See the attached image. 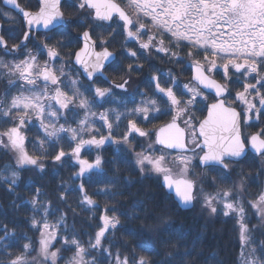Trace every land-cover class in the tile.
<instances>
[{
  "label": "snow or ice",
  "instance_id": "obj_1",
  "mask_svg": "<svg viewBox=\"0 0 264 264\" xmlns=\"http://www.w3.org/2000/svg\"><path fill=\"white\" fill-rule=\"evenodd\" d=\"M3 3L10 6V11L0 9V15L14 20L11 13L15 12L28 26L21 43L11 49L5 36L0 35V49L5 55L17 53L33 26L59 39L49 43L52 36L46 35L40 50H29L20 60L0 58V82L6 81L0 92V124H7L0 127V148L11 153V162L0 167V183L13 192L22 170L31 166L44 172L47 159L62 165L65 158H71L78 169L70 179L81 182L77 189H70L62 181L65 192L59 199L64 201L68 190H77L79 206L91 211L98 205L88 193L84 178L103 174L106 161L99 152L93 160L85 158L84 152L111 143L117 146L112 160L107 161L113 165V176L102 181L105 186L93 195L123 196L122 191H114L119 166L131 164L140 179L154 177L179 207L189 209L200 203L201 211L209 215L222 212L224 217H234L241 249L239 264H264V239L257 243L256 226L250 228L248 223L251 209L264 225V186L254 194L248 193L246 182L255 183V178L242 169L237 173L239 179L229 182L235 165L249 153L264 163V0H69V6L85 15L89 24L76 37L82 46L75 51L74 61L64 60L61 49L67 46L65 38L71 37L69 29L73 25L82 27L83 21L65 17L62 0H39L35 11L28 10L27 5L22 7L18 0ZM97 27L111 32L107 38L94 39ZM118 35L127 57L138 58V51L127 47L134 42L149 55L163 53L169 62L184 65L182 72L190 68L191 78L181 84L171 70L157 71L150 78V94L138 91L139 100L135 95L128 100L118 98L114 89L127 94L130 80L122 78V83L109 84L104 75L115 58L108 46ZM185 48L188 51L181 56ZM45 52L48 58L41 62L39 57ZM67 56L71 58L73 53L69 51ZM70 64L79 66L75 73ZM142 67L129 64L126 74ZM220 72L222 82L216 79ZM82 76L87 86L81 83ZM232 85L237 86L234 96ZM106 103L116 107L94 110ZM161 116L169 119L152 128L144 126ZM125 120L124 131L117 136L115 129ZM36 122L39 127L37 137L30 141V153L25 133ZM249 127L256 130L245 134L243 129ZM137 138L145 142L139 151ZM62 141L70 151H65ZM50 149H55L54 155H50ZM126 153L132 154L131 161ZM196 167L202 169L199 179L192 178ZM262 174L264 167L256 176ZM205 184L213 190L205 191ZM245 194L250 197L247 201ZM41 196L37 187L30 200L13 202L16 209L30 205L28 222L38 232L35 239L18 235L14 228L0 222V264H103L105 260L107 264H155L150 258L154 251L151 247L140 245L147 255H138L135 248L121 254L119 249L113 253L111 242L104 245L108 233L121 224L116 205H105L94 236L85 233L88 239L82 241L69 229L65 213L54 223L49 221L54 215L51 202L42 201ZM141 204L137 202V206ZM161 243L170 249L161 264H176L177 256L178 264H195L194 259H186L192 256V249L179 253L178 242ZM64 252L71 255L65 258Z\"/></svg>",
  "mask_w": 264,
  "mask_h": 264
},
{
  "label": "trees",
  "instance_id": "obj_2",
  "mask_svg": "<svg viewBox=\"0 0 264 264\" xmlns=\"http://www.w3.org/2000/svg\"><path fill=\"white\" fill-rule=\"evenodd\" d=\"M23 6L27 5L30 8H36L38 6L37 0H18ZM62 11L65 17L72 18L73 20L83 21L82 27H77L73 25L69 31L71 32V37H66V47L61 49V55L64 60L72 61V57L69 58L67 53L71 51L74 53L75 49L80 46V41L76 39L80 32L89 27L87 17L85 15H80L78 11L69 6V0H63L61 4ZM0 9L9 12L10 8L3 5L0 0ZM15 17L14 20H10L7 17L0 15V20L3 22L2 33L8 41V46L17 43L24 32V24L19 15L15 12L11 13ZM115 27V25H113ZM111 29L104 31L102 28L97 27L93 30V38L98 39L99 37H108V33ZM52 36V40L49 43H55L59 36L53 35L51 32L45 33L36 32L34 33L29 43L23 47L15 55H5V53L0 50V58L5 60H18L24 55L25 49L30 47L37 52L41 49L44 42L45 36ZM14 37L9 39V37ZM70 41V42H69ZM122 37L116 36L112 40L111 44L108 46L116 52V57L114 61L105 70L108 77L115 82L123 81L122 78H127L130 80L128 84L127 94H123L120 89L115 88L114 93L118 95V98L123 100L131 99L135 95V98L139 100V95H136L138 91H146L151 93V88L149 87L150 78L154 72L166 73L171 70L175 75L179 77L180 81L189 80L191 69L188 68L185 71H181L184 67L182 64L169 62L168 56L163 53L156 54L153 52L149 55L144 50L139 49V45L130 43L127 47L138 51V58H130L126 55V49L122 50ZM122 51L124 54H122ZM188 51L187 48L181 52V56ZM42 60L47 59L46 52L39 57ZM129 64H140L143 65L142 69L132 71L130 74H126V69ZM70 67L72 65L70 64ZM77 66L72 67L73 73L76 72ZM115 69V71L113 70ZM221 74V72L219 73ZM217 74L216 78L222 79V75ZM81 83L87 86L88 81L83 76L80 78ZM6 84L5 82H0V92ZM109 84H112L109 82ZM109 84L103 86L107 87ZM232 90L237 89L236 85L231 86ZM214 95L211 94L209 101L213 100ZM129 104L128 107H132ZM116 107L114 104H104L102 108L94 109L95 111H103L104 108ZM121 108L120 110H122ZM169 117L161 116L159 120L153 121V125H144L147 128H152L154 125H160L168 120ZM127 121H123L120 125V130L115 129V133L119 136L126 126ZM7 124H0V127H6ZM150 126V127H149ZM257 125L256 127H260ZM39 124L35 123V126H29L26 130V136L28 141H26L27 149L30 153L33 152V144L30 142L37 137V130ZM256 127H249L243 129L245 134L256 130ZM106 133V130L104 132ZM139 140V138H137ZM154 139V137H153ZM61 143L64 144L65 151H70L68 144L65 141ZM143 143L142 140L136 144V151L140 149V144ZM116 145L108 143L103 146L102 149L96 150L93 148L90 151H85L84 156L93 160L98 154L102 155L106 163L103 165L104 173L98 174L93 173L90 177L86 175L84 178L85 187L92 198L97 202L98 207L93 210H88L87 208H81L79 206L80 193L77 190H68L66 192V200L61 201L59 196L62 192H65V187L61 186V182L68 186L70 189H77L80 184L79 179H70L74 171H77L78 165H75L71 158H65L64 163L53 164L52 160L49 158L45 161L46 167L44 172L39 170L29 168L21 171V179L18 182V186L13 192L7 190L8 185L0 183V222L7 223L10 229L14 228L18 235H27L29 238L35 239L38 236V232H35L30 228L28 218L32 215L30 210V205H25L16 209L13 206V202L20 204L23 200H30L35 189L39 187L42 191V196L40 199L42 201H50L54 212V215L49 217L50 222H55L56 218L61 214H66V223L72 231H75L82 241H87L88 235L85 233L93 235L97 230L96 225L99 223V216L103 212L105 205H116L117 214L120 216L121 224L111 231L107 235V239L103 241L105 246H108L111 242L113 253L117 249L123 254L125 251H131L135 248L138 255H147L141 252L140 245L145 247H151L154 251L150 258L155 261V264H161V261L166 259V252L170 249L165 248L162 241L178 242L180 247L178 249L179 253H182L185 248L192 249V256L188 257L189 261L195 260V264H239V254H240V240L238 235V228L236 226V220L234 217H224L222 212L215 216L209 215L207 212L201 211V206L196 203L194 207L189 209L180 208L170 197H168L165 191L159 186L158 181L152 178L140 179L138 173H136L131 164H120V172L118 174V184L115 190L122 191L123 196L120 195H105V194H95L98 188L104 187L102 181H106L108 178L113 176V165L107 163L111 161L115 152ZM159 148L160 146H156ZM50 155L55 154V149H50ZM125 153L122 150V155ZM127 159L131 161L132 154L126 153ZM248 157V156H247ZM241 162V166L248 172L246 175L250 174L255 177V173L260 169L262 164H257L251 160V157L245 158ZM11 162V153L6 149L0 148V167L6 163ZM196 175L193 176L194 179L200 178V173L202 169L199 167L195 168ZM255 172V173H253ZM131 180L132 183H126V181ZM230 180L229 182H232ZM257 184L247 182L248 186H254ZM258 187H247V192L254 194ZM206 191H212L211 187L205 184ZM19 197V199H17ZM250 197L245 194V201ZM140 201L142 204L137 206V202ZM59 209V211H56ZM95 215V219H90L92 215ZM111 215V213H109ZM139 216V219L135 217ZM160 217L161 219H157ZM166 222H161V221ZM258 219L252 214L251 209L248 212V223L249 227L256 226V231L254 236L257 243L264 239L261 233H264V227L259 224ZM157 231H151V229L157 228ZM21 240L19 243H23ZM193 245L195 247L193 248ZM57 248L60 247L59 244L56 245ZM197 253L199 255L197 256ZM62 255L67 258L71 255L70 252H64ZM180 257H176V264H178ZM63 264V261L60 262ZM103 264H107V261H103Z\"/></svg>",
  "mask_w": 264,
  "mask_h": 264
},
{
  "label": "water",
  "instance_id": "obj_3",
  "mask_svg": "<svg viewBox=\"0 0 264 264\" xmlns=\"http://www.w3.org/2000/svg\"><path fill=\"white\" fill-rule=\"evenodd\" d=\"M2 1V3H3V0H1ZM63 1V0H62ZM19 2V1H18ZM37 2H38V7H39V0H37ZM3 5H5L4 3H3ZM21 5V4H20ZM6 7H8V8H10V6H7V5H5ZM22 6V5H21ZM23 7V6H22ZM37 7V8H38ZM36 8V9H37ZM36 9H30V8H28V10H32V11H35ZM21 18H22V21H23V23H24V26H25V29H24V32L25 31H27L28 30V26L25 24V22H24V20H23V17H22V15H19ZM2 27H3V24H2V22L0 21V35H2ZM87 28H85V29H83L80 33H82L84 30H86ZM37 31H43L42 29L41 30H37L36 29V27L35 26H33V28H32V31H31V34H32V32H37ZM24 32H23V34H22V36H21V38L19 39V41L17 42V43H15V44H20L21 43V40L23 39V35H24ZM30 37H31V35H30ZM30 37H29V39H30ZM29 39L27 40V41H25L24 42V44L20 47V48H22V47H24L27 43H28V41H29ZM82 46V43H80V46L77 48V49H75V51H77L80 47ZM12 48V45L10 46V47H8V49H11ZM99 50V49H98ZM2 51L4 52V50L2 49ZM19 51V50H18ZM18 51H17V53H18ZM75 51H74V53H75ZM109 51H112V52H114L115 53V57H116V52L114 51V50H111L110 48H109ZM17 53H15V54H17ZM74 53H73V57H72V61H74ZM115 59V58H114ZM77 67H79V66H77ZM81 71H82V69H81ZM104 75L108 78V81H110V79H109V77H108V75H107V73L106 72H104ZM191 76H192V71H191ZM217 79V78H216ZM217 80H219V79H217ZM123 81H121V82H119V83H122ZM119 83H114V84H119ZM213 95H214V92L212 93ZM212 101H210L209 103H211ZM206 114V113H205ZM163 124V123H162ZM181 208V207H180ZM182 209H185V208H182Z\"/></svg>",
  "mask_w": 264,
  "mask_h": 264
},
{
  "label": "flooded vegetation",
  "instance_id": "obj_4",
  "mask_svg": "<svg viewBox=\"0 0 264 264\" xmlns=\"http://www.w3.org/2000/svg\"><path fill=\"white\" fill-rule=\"evenodd\" d=\"M37 7H38V6H37ZM37 7H36V8H37ZM28 8H30V7H28ZM36 8H30V9H36ZM24 29H25V26H24ZM32 33H34V32H32ZM2 35H3V33H2ZM17 42H18V41H17ZM11 45H13V44H11ZM11 45H10V46H11ZM217 78L219 79V77H217ZM219 80L222 81V79H219ZM185 82H186V81H185ZM236 90H237V89L232 90V95H233V96H234ZM244 129H245V128H244ZM253 131H255V130H253ZM253 131H251V132H253ZM248 157H251V160L254 161L253 163H255L256 161L260 160L259 158L254 157V155H253L252 153H249ZM248 157H247V158H248ZM243 160H244V159H243ZM243 160L241 161L242 163L246 162V161H243ZM241 162H240L239 164L235 165V171H233L230 180H232V179H233V181L238 180L237 173L240 172L241 169L243 170V172H245V174L248 173V172L246 171V169H244V168L241 166ZM258 170H259V169H258ZM258 170H257V171H258ZM257 171H256V173H257ZM253 173H255V172H253ZM256 173H255V175H256ZM259 177H260V176H259ZM193 179H194V178H193ZM260 186H264V180H261V179L258 180V178H257V184H256V185H254V186H248V185H247V187H260Z\"/></svg>",
  "mask_w": 264,
  "mask_h": 264
},
{
  "label": "rangeland",
  "instance_id": "obj_5",
  "mask_svg": "<svg viewBox=\"0 0 264 264\" xmlns=\"http://www.w3.org/2000/svg\"><path fill=\"white\" fill-rule=\"evenodd\" d=\"M3 12H6V11H3ZM29 50L32 51V50H34V49L28 47V48L25 49V52H24V53H26V52L29 51ZM32 52H33V51H32ZM33 53H35V52H33ZM201 55H203V53H201ZM20 59H23V56H22V58H20ZM20 59H18V60H20ZM39 59H40V58H39ZM40 61L43 62L42 59H40ZM59 63H60V61H57V65H59ZM219 75H223V73L221 72V74H219ZM221 77H222V76H221ZM186 81H187V80H186ZM180 82H181V84H182V83H184L185 81H180ZM121 111H123V109H122ZM98 123H100V122H98ZM122 123H123V122H122ZM122 123H121V124H122ZM121 124H120V125H121ZM149 125H150V126L153 125V122H152L151 124H149ZM150 126H149V127H150ZM120 127H121V126H119L118 128H116V130H120ZM143 143H145V142L143 141ZM139 150H140V149H139ZM139 150H137V151H139ZM85 158H86V157H85ZM256 163H257V164H260V165L262 164V166L264 167V163H262L261 160L256 161ZM193 172H194V175H196L197 172L195 171V168L193 169ZM195 172H196V173H195ZM243 173L245 174V172H243ZM245 175H246V174H245ZM237 177H238V176H237ZM253 178H255L256 181H257V178H258V180H260V179H261V180H264V174L260 175V177L255 176V177H253ZM238 179H239V177H238ZM246 183H247V182H246ZM205 191H206V190H205ZM199 205H200V203H199ZM257 221H258V220H257ZM258 223L261 224L260 221H258ZM262 226L264 227V225H262Z\"/></svg>",
  "mask_w": 264,
  "mask_h": 264
}]
</instances>
